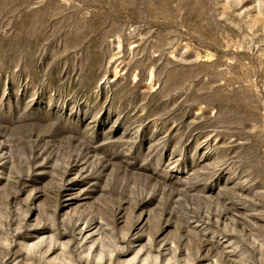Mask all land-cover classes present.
<instances>
[{"label":"rangeland","instance_id":"1","mask_svg":"<svg viewBox=\"0 0 264 264\" xmlns=\"http://www.w3.org/2000/svg\"><path fill=\"white\" fill-rule=\"evenodd\" d=\"M0 264H264V0H0Z\"/></svg>","mask_w":264,"mask_h":264}]
</instances>
